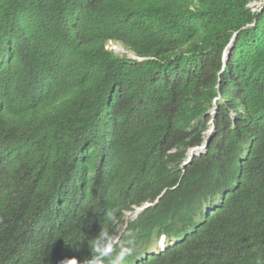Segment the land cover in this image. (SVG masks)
I'll list each match as a JSON object with an SVG mask.
<instances>
[{"label": "trees", "instance_id": "obj_1", "mask_svg": "<svg viewBox=\"0 0 264 264\" xmlns=\"http://www.w3.org/2000/svg\"><path fill=\"white\" fill-rule=\"evenodd\" d=\"M251 1L0 0L13 65L0 67V264H83L110 207L112 231L137 240L126 264H264V3ZM218 80L220 106L245 111L183 170ZM234 180L195 227L202 194ZM183 232L138 259L154 236Z\"/></svg>", "mask_w": 264, "mask_h": 264}, {"label": "clouds", "instance_id": "obj_2", "mask_svg": "<svg viewBox=\"0 0 264 264\" xmlns=\"http://www.w3.org/2000/svg\"><path fill=\"white\" fill-rule=\"evenodd\" d=\"M80 1L82 2L85 0H80ZM263 3L264 0H252L249 3V7L253 12H256L261 8ZM231 43H229L227 48L222 52L223 53L222 69H224L225 65L227 64V60L230 55L229 52L231 50ZM104 44L107 50L112 51L117 56L129 58L133 60L143 59V57L138 56L133 50L127 48L122 43L115 41L113 39L107 40ZM109 44H112V46H109ZM116 45H120L121 47H123L126 53L124 54L118 53L115 49ZM3 66L4 68H13L10 57L7 61H5L3 56L0 55V67L2 68ZM216 90H217V94L212 98L211 105L200 117L201 120H203V123L205 122L206 124L205 128L202 131V141L197 145L190 146L187 148L185 158L180 164V168L183 170L186 167L190 166L196 158L207 155L209 153V146L211 144V141L219 134V132H222L225 135L227 131L233 129L235 127L236 117L240 113H243L245 111L244 106L241 107L223 106L225 107V109L222 108V106L220 105L227 103L229 100L225 98L224 95L219 91V80H218V84H216ZM227 125H230V128L226 127ZM250 148L251 147H249V144L243 146V151L239 156L240 158L239 163L241 166H242V161L248 157ZM173 151H175V149H173ZM239 174L242 182L243 180L242 168ZM213 178L216 179V177ZM240 184H241L240 182H236L234 180L232 183L229 184L230 186H225V187L219 186L216 190L212 192L208 190L209 192H207L206 194H202L200 204L198 207V212L194 217L196 224L195 227H197L200 223H203L205 221L204 219H206L211 214H213L218 209H220V207L223 204L224 196L229 194L230 192H234L235 189H238L240 187ZM158 202H159V198H157L153 203L146 202L140 206L135 205L134 209L125 211L124 214H125L126 223L138 217V214L141 211H143L145 208ZM130 211H135L136 216L129 220H126V213ZM119 212L120 209L115 207H110L105 211V217L101 231L95 238L90 240V248H91L92 256L91 258L86 259L83 262V264H126L128 258L133 254L137 245V240L134 234L129 232L127 233L126 238L121 239V237L111 229V226L117 224L119 221V215H118ZM105 224H107L108 227H105ZM186 235L187 233L183 232L180 233L179 236H172V237H169L166 233H162L158 237L154 236L148 252L145 251L144 249L141 250L138 259L145 257L146 254L154 255L157 253L165 252L169 246L181 242L186 237ZM155 240L157 241V244L158 243L159 244L158 247H156L155 252L153 253L151 252V249H152V244L154 243ZM63 264H79V261L76 258H72L63 261Z\"/></svg>", "mask_w": 264, "mask_h": 264}, {"label": "rangeland", "instance_id": "obj_3", "mask_svg": "<svg viewBox=\"0 0 264 264\" xmlns=\"http://www.w3.org/2000/svg\"><path fill=\"white\" fill-rule=\"evenodd\" d=\"M109 46H112V44H109ZM115 47H116L115 49L118 53H120V54L126 53L125 49H123V47H121L120 45H116ZM129 55H130V53H129ZM135 216H136L135 211L127 212L126 213V220H129ZM158 244H157V241L155 240L154 243L152 244L151 252H153V253L155 252V249H156V247H158Z\"/></svg>", "mask_w": 264, "mask_h": 264}]
</instances>
